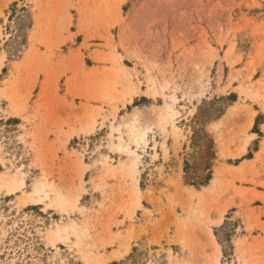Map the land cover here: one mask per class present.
Masks as SVG:
<instances>
[{
	"label": "rangeland",
	"instance_id": "374dc122",
	"mask_svg": "<svg viewBox=\"0 0 264 264\" xmlns=\"http://www.w3.org/2000/svg\"><path fill=\"white\" fill-rule=\"evenodd\" d=\"M0 264H264V0H0Z\"/></svg>",
	"mask_w": 264,
	"mask_h": 264
},
{
	"label": "trees",
	"instance_id": "16d2710c",
	"mask_svg": "<svg viewBox=\"0 0 264 264\" xmlns=\"http://www.w3.org/2000/svg\"><path fill=\"white\" fill-rule=\"evenodd\" d=\"M222 99V98H221ZM226 100V99H225ZM209 178H210V176H209V174H207V176H206V182H207V180H209Z\"/></svg>",
	"mask_w": 264,
	"mask_h": 264
}]
</instances>
